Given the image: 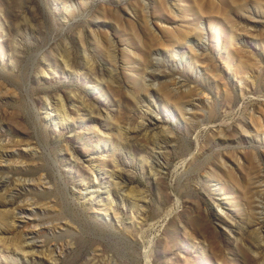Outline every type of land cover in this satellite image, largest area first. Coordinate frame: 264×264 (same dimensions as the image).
Wrapping results in <instances>:
<instances>
[{
    "label": "rangeland",
    "instance_id": "obj_1",
    "mask_svg": "<svg viewBox=\"0 0 264 264\" xmlns=\"http://www.w3.org/2000/svg\"><path fill=\"white\" fill-rule=\"evenodd\" d=\"M77 1L0 0V264H264V0Z\"/></svg>",
    "mask_w": 264,
    "mask_h": 264
},
{
    "label": "bare ground",
    "instance_id": "obj_2",
    "mask_svg": "<svg viewBox=\"0 0 264 264\" xmlns=\"http://www.w3.org/2000/svg\"><path fill=\"white\" fill-rule=\"evenodd\" d=\"M77 2H80V5L82 4L84 7H85V5L86 4H88L89 3V1H86V0H78ZM69 5L71 6V4H68V5H65V9H68L67 7H69ZM147 14V13H146ZM27 19V18H26ZM28 20H29V18H28ZM146 20V19H145ZM27 21V20H26ZM147 23H149V20H147L146 21ZM30 24H31V22H30ZM2 26V29L4 30L5 28H4V25H1ZM32 26V25H31ZM33 27V26H32ZM33 29V28H32ZM80 37H81V34H80ZM95 37V39H97L98 37L97 36H94ZM65 43V42H64ZM66 44V43H65ZM117 45V44H116ZM194 46H197V43H194V41L192 42V44H191V49L193 50L194 49ZM68 48V47H67ZM66 48V49H67ZM65 48H64V51L66 50ZM116 49V48H115ZM70 50V49H69ZM177 50V49H176ZM82 51H83V57H84V59L86 60V62L89 64L90 62H91V58H90V56L88 55V53H87V51H86V48L84 47L83 49H82ZM65 52H67V51H65ZM70 52V51H69ZM68 52V53H69ZM152 53V52H151ZM154 53H155V55H157V62H159L160 60H162V59H164L163 57V55L165 54L163 51H161V49H158V48H156V49H154ZM67 54V53H66ZM69 55V54H68ZM62 56V55H61ZM67 56V55H66ZM68 58H69V56H67ZM64 58V57H63ZM70 61V60H69ZM64 62V61H63ZM67 63H69V62H67ZM66 63V64H67ZM148 63V62H147ZM65 64V65H66ZM88 64L86 65V66H88ZM158 64V63H157ZM156 64V65H157ZM160 64H158V66H159ZM145 66H146V64H145ZM169 66V65H168ZM147 67V66H146ZM168 68V67H167ZM153 71H154V69H152ZM151 70V72H153ZM44 73V72H43ZM49 73V72H48ZM47 74V73H46ZM56 74V73H55ZM156 74V73H155ZM152 75H154V72H153V74ZM113 77V76H112ZM154 79H156L155 77L153 78V80ZM100 84H101V82H100ZM155 86V87H159L158 86V83H153V81H152V83L151 84H145V86H146V88L147 89H150L149 87L150 86ZM98 90L103 94V95H105V90H104V88H102L101 86H98ZM174 90H176V89H174ZM151 96L152 97H154L155 99H157V97L155 96L156 94L153 92V90L151 91ZM204 98V97H203ZM154 99V101L156 102V100ZM210 100V98H204V99H202V102L201 103H203L204 102V104L205 103H207L208 101ZM64 101H62V98L61 99H59L58 100V103L60 104V108H58L57 109V115H56V118L58 119V121L61 123V125H63V126H67L68 127V123L70 122V114L67 112V109L65 108L66 106H64V103H63ZM57 104V103H56ZM59 104H57V105H59ZM155 105H157V104H155ZM151 106V105H150ZM70 110V109H69ZM92 110V109H91ZM93 113H95V112H93ZM98 114H100L99 112H97ZM88 115H89V120H88V124L89 125H91L92 124V122L93 123H98L99 124V126L100 127H104V125H103V122H102V120L101 119H98V118H96V117H93L92 116V113H91V111L90 112H88L87 113ZM54 118L55 117H53V116H51V120H54ZM106 118L108 119V118H110V116L108 115V116H106ZM159 122H156V124H158ZM55 124L56 125H59V123L55 120ZM144 128V127H143ZM148 128V127H147ZM98 129H99V127H98ZM98 131V130H97ZM102 131V130H101ZM146 131V130H145ZM149 131V130H148ZM99 133V132H98ZM0 135H1V133H0ZM10 142L9 141H6V140H4V139H0V159H1V161L3 160V159H5V160H7V157L8 156H10V157H13L14 155H16L17 153L16 152H14V153H9V152H6L7 151V149L9 148V146H8V144H9ZM28 147V146H27ZM3 150V151H2ZM7 156V157H6ZM4 161V160H3ZM114 162V161H113ZM116 163V162H115ZM114 163V164H115ZM121 165V164H120ZM122 167V166H121ZM125 169H126V167H124ZM114 169V168H113ZM124 169V170H125ZM116 172H117V169L115 170ZM121 171H123V170H121ZM114 172V171H113ZM120 172V171H119ZM108 175H107V179H106V181L108 182V185H107V187H105V189H104V191H103V189H101V186L100 185H95V186H97L95 189H92V190H87L86 192H83V196H87V194H91L90 195V198H93L94 196H100V194L102 193V192H106L107 193V195L108 196H110L112 193H114L115 192V190H114V188L115 187H117L118 189H120V187H119V181H116V180H114V175H112L113 173H110V172H106ZM118 173V172H117ZM118 175V174H117ZM114 176V177H113ZM42 180V179H41ZM4 181H1L0 182V187H3L4 186V183H3ZM20 182L22 183L23 182V180L22 179H20ZM6 183H8V182H6ZM123 184V183H122ZM125 185V184H124ZM127 185V184H126ZM125 185V186H126ZM120 186H122V185H120ZM8 187V185H6V192H2V193H0V215L1 214H3V213H5V211H7L8 209L10 210V206L12 207V204L14 203V197H13V193H11V194H8L9 192H10V190L7 188ZM10 187V186H9ZM122 187H124V186H122ZM103 188V187H102ZM1 189V188H0ZM4 189V190H5ZM122 189V188H121ZM7 190H9V191H7ZM124 192V191H123ZM121 194V193H120ZM129 195V194H128ZM85 196V197H86ZM112 196V195H111ZM123 197V196H122ZM130 197V196H129ZM95 198V197H94ZM100 198V197H99ZM126 198V197H125ZM113 199V198H112ZM112 199H110L109 197H106L105 199H101V200H105L106 202V204L108 205H111L112 204ZM115 200V199H114ZM33 202V201H32ZM31 202V204H34V203H32ZM30 204V203H29ZM14 205V204H13ZM33 206V205H32ZM112 208H113V206H106V211L109 213L111 210H112ZM16 209H17V207H16ZM8 210V211H9ZM14 211V210H13ZM107 213V214H108ZM16 214H19V215H21L22 216V218L24 217V218H26V217H35V215L37 214V210H35V209H33V207L32 208H27V207H23V206H21V208H19V209H17V212L15 213H13V215L11 216L12 217V220H11V222L9 223L10 224V226L11 227H17L16 226V223H15V218L17 217L16 216ZM111 214V213H110ZM7 215H2L1 216V218L3 217H6ZM8 218V217H7ZM111 219V218H110ZM109 219V220H110ZM1 220V219H0ZM261 220V219H260ZM6 222V221H5ZM29 223L31 224L32 222L31 221H29ZM259 223V222H258ZM9 226V227H10ZM31 226V225H30ZM38 226V225H37ZM262 226H263V223H262ZM260 227V226H259ZM2 228V227H1ZM30 231L29 232H26L25 234H24V232H23V236H24V240H26L25 241V243L27 244V246H25V244L24 245H21V252L23 253V255L24 256H28L30 253H35L37 250H38V248H39V246H38V244L40 243L39 241H41V240H39V239H37V236H39L41 233H43V230L41 229V230H37V228L35 229V226H33L32 225V227H31V229H29ZM260 230V229H259ZM45 233V232H44ZM42 235V234H41ZM25 236H30V238H29V240L27 239V238H25ZM43 237V236H42ZM39 238V237H38ZM39 242V243H38ZM42 242V241H41ZM45 242V241H44ZM44 242H42L41 244L42 245H40L41 246V249L43 250V254H47V255H50V254H48L47 253V250L49 251V249L47 248V245H46V243H44ZM252 249V248H251ZM16 252V254H17V251H15ZM13 256V255H12ZM14 256H15V254H14ZM53 259H55L54 258V256L52 255L51 256ZM146 264H151V259L150 258H147V263Z\"/></svg>",
    "mask_w": 264,
    "mask_h": 264
}]
</instances>
